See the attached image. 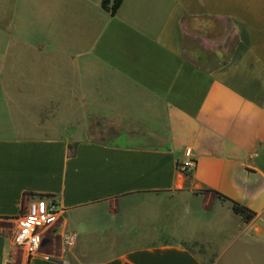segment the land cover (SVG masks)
Masks as SVG:
<instances>
[{
	"label": "crops",
	"instance_id": "0c3cea01",
	"mask_svg": "<svg viewBox=\"0 0 264 264\" xmlns=\"http://www.w3.org/2000/svg\"><path fill=\"white\" fill-rule=\"evenodd\" d=\"M120 1L0 0V264H264V0Z\"/></svg>",
	"mask_w": 264,
	"mask_h": 264
},
{
	"label": "built area",
	"instance_id": "2783aa9c",
	"mask_svg": "<svg viewBox=\"0 0 264 264\" xmlns=\"http://www.w3.org/2000/svg\"><path fill=\"white\" fill-rule=\"evenodd\" d=\"M191 154V149L185 151L187 160L180 165L182 171L193 168ZM60 215V207L51 197L27 199L23 214L18 220V230L14 238L15 248L22 250L29 257L38 255L41 252L44 232L59 225ZM60 237L67 248L75 246L78 239L75 233L66 231H62Z\"/></svg>",
	"mask_w": 264,
	"mask_h": 264
},
{
	"label": "rangeland",
	"instance_id": "374dc122",
	"mask_svg": "<svg viewBox=\"0 0 264 264\" xmlns=\"http://www.w3.org/2000/svg\"><path fill=\"white\" fill-rule=\"evenodd\" d=\"M185 39H186L185 40L186 41L185 51L188 52V54L191 58L197 57L200 59V57H203L205 59H209V58L213 57V56H210V57L208 56L211 53V49L209 47V43L207 41H205V39H207V38H203L201 36H197V35H193V34H188V36ZM197 55H200V56L198 57ZM220 62L224 63V60H222ZM206 63L208 64V61H206ZM211 65H215V64L212 63ZM10 94L11 93H9V96H11ZM15 95H18V94H15ZM20 95L22 96V94H20ZM12 97H13V95H12ZM15 98H17V97L15 96ZM15 98L13 97V99H15ZM22 102H23L22 99H18L14 103L21 106L23 104ZM4 103H7V99L5 97L3 99V97L1 96L0 97V107L3 106ZM13 110H18V109L16 107H13ZM18 112L19 111H17V113ZM0 114H1V111H0ZM18 117L19 116H15V119H17ZM2 119H5V116L0 115V120H2ZM19 122L25 123V121L23 119H20V118H19ZM24 128H29V130L31 129V127H27V126H25Z\"/></svg>",
	"mask_w": 264,
	"mask_h": 264
},
{
	"label": "trees",
	"instance_id": "16d2710c",
	"mask_svg": "<svg viewBox=\"0 0 264 264\" xmlns=\"http://www.w3.org/2000/svg\"><path fill=\"white\" fill-rule=\"evenodd\" d=\"M111 2H112V0H102V7L106 10H110L112 12V14H115L117 9L120 6L121 1L120 0H114L112 8H109V5L111 4ZM224 63H222V65ZM219 198H221L223 201L229 200V199L223 197L222 195H219ZM230 203H231V207H232L233 212L237 215H240L243 218V221L245 223H249L254 219V217H255L254 212L250 211L246 207H244V206H242L236 202L230 201Z\"/></svg>",
	"mask_w": 264,
	"mask_h": 264
}]
</instances>
